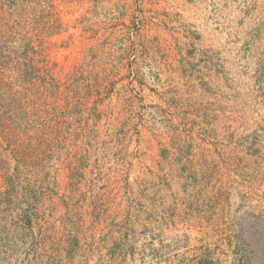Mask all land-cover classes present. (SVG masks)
Wrapping results in <instances>:
<instances>
[{
    "label": "rangeland",
    "instance_id": "rangeland-1",
    "mask_svg": "<svg viewBox=\"0 0 264 264\" xmlns=\"http://www.w3.org/2000/svg\"><path fill=\"white\" fill-rule=\"evenodd\" d=\"M0 49L78 78L0 264H264V0H0Z\"/></svg>",
    "mask_w": 264,
    "mask_h": 264
},
{
    "label": "trees",
    "instance_id": "trees-1",
    "mask_svg": "<svg viewBox=\"0 0 264 264\" xmlns=\"http://www.w3.org/2000/svg\"><path fill=\"white\" fill-rule=\"evenodd\" d=\"M121 53L123 55L124 50H121ZM125 57L124 55L122 60ZM42 62L44 65L45 60ZM9 68L14 69L12 72L17 77L14 84L7 80L3 82L6 76L4 71ZM0 70V147L2 149V143H5L4 150L9 149L16 153L19 149L21 155L14 158L18 161L20 157L19 163L23 165L22 169L15 167L10 173L9 163L3 160L6 155L0 151V172L5 171L1 175L5 190L0 194V218L4 221L8 216L15 218L18 215L21 222H27L31 227L38 218L39 209L36 208L38 199L45 195L46 190L42 185H37V180L29 182L25 179L24 176L31 173L28 169L38 168L34 160L28 161V158H35L42 163L44 160H51L56 153L61 155L64 151L62 155L70 157L67 145L64 149L71 135L66 121L70 114L72 115L70 108L72 98L77 94L73 88L78 78L71 74L65 82L60 83L53 77L49 68L45 66L40 68L33 59L22 55L14 57L6 49H0ZM81 71H83L81 68H77L76 74L82 76ZM31 87L34 88L33 91ZM34 128L36 129L32 136L31 130ZM22 137L24 140L18 145L17 142ZM43 168L46 167L41 165L40 169ZM46 175L50 178L48 173ZM24 183L26 186H23ZM23 197L29 198L26 210L18 207L17 203V201L23 202L21 200Z\"/></svg>",
    "mask_w": 264,
    "mask_h": 264
}]
</instances>
